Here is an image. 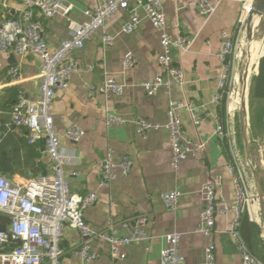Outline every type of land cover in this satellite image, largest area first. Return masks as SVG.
Masks as SVG:
<instances>
[{
  "label": "crops",
  "instance_id": "0c3cea01",
  "mask_svg": "<svg viewBox=\"0 0 264 264\" xmlns=\"http://www.w3.org/2000/svg\"><path fill=\"white\" fill-rule=\"evenodd\" d=\"M192 1L162 0L170 34L176 37L181 32L194 37L188 53H174L175 62L184 69L183 88H175L171 94L162 88L156 95L148 96L140 86L142 82L161 75L162 70L158 63L159 34L144 9L138 7L139 23L133 33L123 31V27L130 22V15L122 11L105 24V29L115 38L113 45L103 46L102 33L95 32L83 49L73 53L72 57L78 61L79 69L72 76L69 87L57 91L55 95L52 115L64 155V176L73 193H95L98 196L95 205L85 212L86 221L92 230L101 232L110 223L119 224L123 220L145 215L148 218L146 229L154 237L149 245H128L124 248L126 258L117 261L111 259L107 242L92 240V248L98 256L90 264H159L160 252L167 246L166 235L173 232L181 235L180 252L186 264H203L207 241L197 232L204 203L203 185L209 175L216 174L223 175L216 189L217 201L230 207L227 214L218 213L216 216V264H242L240 248L231 233L236 219L233 209L235 186L228 171L232 149L244 171L251 197L240 218L239 236L253 254L252 250H261L264 242L263 216L254 177L245 158L242 130L238 134L231 110L212 103L222 73L218 57L222 47L220 34L222 31L238 34L245 0H210L216 6V11L208 17L190 6ZM63 3L71 7L66 17L46 19L35 12V19L45 28L51 50L70 38V22H87L88 13L97 5L96 0H63ZM23 10L19 0H0V24L17 18ZM128 53L133 55L136 64L124 69L122 62ZM261 63L264 72V36L251 43L248 74L253 68L254 77L258 76ZM14 66L20 67L18 80H13L10 75ZM42 66L43 62L38 56L28 54L21 58L0 52V118L3 123L0 174L17 185H25L30 179L52 173L44 140L40 139L32 145L25 128L8 127L11 106L19 91H23L30 101L39 98ZM105 71L123 86L122 95L104 97L97 90L104 82ZM255 88L256 83L253 81L246 107L248 135L252 165L259 174L264 193V83L257 87V95H254ZM171 99L188 101L202 108L205 117L201 125L195 126L187 111L179 112L186 139L195 144L202 143L204 148L196 157H188L178 173L171 165L170 137L165 128L140 137L131 123L111 128L106 126L108 113L128 119L142 117L153 123L165 124ZM218 119L226 124L227 135L224 138L216 136ZM71 125H77L83 131L78 142H72L64 136ZM108 149L113 151L116 158L129 155L134 164L128 176L118 177L109 187L102 188L99 186V164ZM172 190L181 192L176 211L167 210L162 201L163 193ZM8 221L7 216L1 215L0 224L6 225ZM64 232L60 242L66 251L64 264H81L69 252L80 245L83 238L70 226H66Z\"/></svg>",
  "mask_w": 264,
  "mask_h": 264
},
{
  "label": "built area",
  "instance_id": "2783aa9c",
  "mask_svg": "<svg viewBox=\"0 0 264 264\" xmlns=\"http://www.w3.org/2000/svg\"><path fill=\"white\" fill-rule=\"evenodd\" d=\"M24 10L17 18L0 24V52L25 57L28 54L38 56L42 62L40 74V96L36 101H30L23 91H19L15 103L11 106V122L8 125L25 128L29 133V143L35 144L42 139L45 151L51 162V175H41L27 181L25 185H17L11 179L0 174V216L9 218L6 229L0 232V264H64L66 251L60 242L64 237V229L70 226L77 230L83 242L69 253L77 257L81 264H90L97 258L91 241L102 240L109 244L112 260L126 258L124 248L133 243L149 245L153 240L147 229L148 218L145 215L123 220L119 224L110 223L101 232H95L86 221L85 212L95 205L98 196L95 193L78 195L71 191L69 182L64 176V155L61 152L60 137L56 132L52 107L55 95L59 90L69 87L72 76L78 71V61L72 57L73 53L84 48L95 32L102 33V44L105 47L113 45L115 38L105 29V24L112 16L127 11L130 22L123 27L125 33H133L139 23L136 8L146 12L152 26L159 34L160 53L158 63L162 74L142 82L140 86L148 96L156 95L160 89L171 94L175 88H183L185 73L181 65L174 60V53H188L194 43V37L179 33L176 37L167 28V19L163 11L162 0H96V8L88 13L89 19L83 24L69 23L71 36L61 41L57 48L51 50L47 44L45 28L35 19V12L46 19L66 17L71 10L63 0H19ZM252 0H245L242 4V15L251 11ZM136 6V7H135ZM190 6L208 17L215 13L216 6L210 0H194ZM238 34L222 31L221 51L218 55L222 64V73L217 90L212 98L213 105L225 106L232 112V93L235 86V55L239 46ZM136 61L131 53L124 56L122 66L129 69ZM92 68V66H89ZM13 80L20 77V67L14 66L10 70ZM104 97L122 95L123 86L117 83L108 71L104 73V82L97 89ZM187 111L195 126L205 121L202 108L193 106L188 101L171 99L167 110L165 124L153 123L139 117L128 119L124 116L106 114L108 128L131 123L136 134L146 137L151 131L165 128L170 137L172 152L171 165L176 173L181 164L188 157H196L204 144H195L186 139L183 133V123L179 112ZM3 123L0 118V136ZM226 124L218 119L216 136L224 138ZM64 136L78 142L83 136L82 129L71 125ZM133 161L129 155L114 157L108 149L105 158L100 162V187H109L118 177H126L133 168ZM235 186L233 209L236 219L231 233L235 237L242 255V264H264L241 241L239 236L240 218L245 205L250 200V193L244 171L239 165L238 156L232 149V158L228 165ZM223 175L208 176L203 185V209L197 232L204 236L203 264H216L215 221L218 213L227 214L230 207L219 203L216 197L217 186ZM181 197L179 190L165 192L162 201L169 211H176ZM181 235L177 232L166 235L167 246L160 252L159 264H186L180 252ZM148 250V246H147Z\"/></svg>",
  "mask_w": 264,
  "mask_h": 264
},
{
  "label": "water",
  "instance_id": "95a60500",
  "mask_svg": "<svg viewBox=\"0 0 264 264\" xmlns=\"http://www.w3.org/2000/svg\"><path fill=\"white\" fill-rule=\"evenodd\" d=\"M256 17L259 18V22L254 27L253 24H254V19ZM246 25H247L249 47H250V44L252 43V41H257L258 39L264 36V0H252L251 11L248 14ZM248 67H249V62L242 76V81L245 83L244 87H246V82L248 80ZM244 95L242 96V101L240 105L241 130H242V136H243L244 146H245V158L247 162L249 163V166L251 168V171L254 177V181L256 184V188H257V199L259 201L260 209H261L262 216H263V240H264V193H263V188H262L259 174L252 165L251 142H250L249 135H248L246 98ZM5 229H6L5 225L0 224V232L5 231Z\"/></svg>",
  "mask_w": 264,
  "mask_h": 264
},
{
  "label": "rangeland",
  "instance_id": "374dc122",
  "mask_svg": "<svg viewBox=\"0 0 264 264\" xmlns=\"http://www.w3.org/2000/svg\"><path fill=\"white\" fill-rule=\"evenodd\" d=\"M247 17H248L247 15H243L242 21L239 24L238 36H240V37H239V46H238V49H237L236 55H235V70H234L236 82H235V86H234L233 93H232V97H233L232 102H233L235 95H236L237 99H239L240 97L242 99L243 93H245V91H246V93H245L246 107L248 106V101H249V97H250V89L253 85V78L255 75L253 68H252L251 73L248 74L249 80H247L246 87H244L245 83L242 81V76H243L245 69H246L248 62H249L248 52H249V48H250L249 47V41H248L247 25H246ZM258 22H259V18H258L257 24H258ZM253 43H255V41H252V44ZM250 46H251V44H250ZM237 79H238V81H237ZM241 94H242V96H241ZM233 106L234 107H232V114L234 115V118L236 121L237 132H238V134H240V130H241L240 105L236 106V104L234 103ZM241 154H242L241 156H243V150H242ZM252 251L264 263V242L261 244V250H252Z\"/></svg>",
  "mask_w": 264,
  "mask_h": 264
},
{
  "label": "trees",
  "instance_id": "16d2710c",
  "mask_svg": "<svg viewBox=\"0 0 264 264\" xmlns=\"http://www.w3.org/2000/svg\"><path fill=\"white\" fill-rule=\"evenodd\" d=\"M253 81L256 83V88H255L256 90L254 92V95H255V93L257 95V92H259L257 87L260 86L261 83H264V72H263V64L262 63H261V66H260V73H259L258 76L253 78ZM0 218H1V216H0Z\"/></svg>",
  "mask_w": 264,
  "mask_h": 264
},
{
  "label": "bare ground",
  "instance_id": "6f19581e",
  "mask_svg": "<svg viewBox=\"0 0 264 264\" xmlns=\"http://www.w3.org/2000/svg\"><path fill=\"white\" fill-rule=\"evenodd\" d=\"M257 21H258V18L256 17L255 18V20H254V24H253V26L255 27L256 26V24H257ZM248 50V49H247ZM246 53V52H245ZM248 54H249V65H250V61H251V46H250V48H249V52H248ZM247 54V55H248ZM248 58V57H247ZM248 72H249V67H248ZM239 77V76H238ZM237 81H238V79H237ZM245 93H243V95H244ZM241 96H242V94H241ZM245 96V95H244ZM241 101H242V99H241V97L239 98V99H237V97H236V95H235V97H234V103L236 104V106L237 105H241ZM232 102V105L234 104ZM235 106V105H234ZM233 106V107H234ZM236 108V107H235Z\"/></svg>",
  "mask_w": 264,
  "mask_h": 264
}]
</instances>
